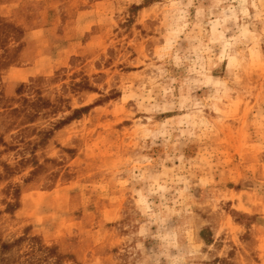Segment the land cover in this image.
Here are the masks:
<instances>
[{
    "label": "rangeland",
    "instance_id": "rangeland-1",
    "mask_svg": "<svg viewBox=\"0 0 264 264\" xmlns=\"http://www.w3.org/2000/svg\"><path fill=\"white\" fill-rule=\"evenodd\" d=\"M0 264H264V0H0Z\"/></svg>",
    "mask_w": 264,
    "mask_h": 264
}]
</instances>
